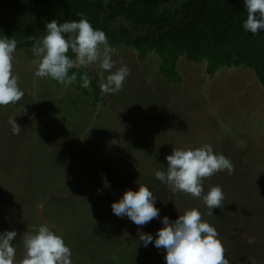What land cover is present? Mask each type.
Segmentation results:
<instances>
[{
    "label": "rangeland",
    "instance_id": "obj_1",
    "mask_svg": "<svg viewBox=\"0 0 264 264\" xmlns=\"http://www.w3.org/2000/svg\"><path fill=\"white\" fill-rule=\"evenodd\" d=\"M182 1L164 7L173 11ZM115 24L132 36L141 32L122 16ZM110 46L117 53L112 71L123 62L130 74L119 93L105 94L100 85L110 73L98 63L86 67L97 78V98L91 84L84 88L76 80L65 88L36 77L33 47L14 53L24 96L0 106V234L16 231L17 260L24 254V233L46 224L62 235L72 264H165V250L145 247L139 234L155 239L164 217L174 221L198 206L217 229L230 264H251L253 258L264 264V94L254 72L221 67L210 77L206 61L181 55L176 83L160 73L154 51L139 59L125 43ZM10 117L21 127L19 135H13ZM203 144L229 157L235 169L203 181L205 194L219 185L225 195L212 216L202 199L174 195L154 175L167 170L165 157L174 147ZM139 184L152 191L160 210L143 227L111 210L125 190L136 191Z\"/></svg>",
    "mask_w": 264,
    "mask_h": 264
},
{
    "label": "clouds",
    "instance_id": "obj_2",
    "mask_svg": "<svg viewBox=\"0 0 264 264\" xmlns=\"http://www.w3.org/2000/svg\"><path fill=\"white\" fill-rule=\"evenodd\" d=\"M244 7L247 18L243 21V29L253 35L264 31V0H244ZM77 15L78 20L58 23L53 19L46 23V34L35 39L32 48L37 57L33 60L36 65L34 75L51 78L67 88L77 80V73L69 75L70 70L98 63L101 69L110 73L101 83V91L119 93L130 69L121 62L112 71L116 66L113 60L116 49L110 46L103 30L95 29L83 13ZM17 45L14 37H0V106L15 104L24 96L19 87V76L13 71ZM69 51L74 58L67 55ZM80 79L82 87H90L87 72L82 73ZM9 124L13 135H19L21 127L14 117L9 118ZM165 159L167 170H155L154 175L174 195L182 192L202 199L208 216L213 215V209L224 206L223 189L219 185L211 186L205 194L203 181L217 172L232 174L235 169L229 157L215 152L211 145L203 144L197 148L174 147ZM103 183L105 187L109 186L106 178ZM156 199L146 185L139 184L136 191L125 190L122 197L111 204V210L117 217L126 216L133 224L143 227L160 216V210L155 207ZM161 223L163 227L157 230L155 239L151 234L140 233L139 240L145 247L152 243L157 249H164L165 264H230L217 229L204 219L198 206L185 209L174 221L164 217ZM16 235L14 230L0 234V264H72L71 249L62 235L50 226L40 224L24 233V254L19 260L12 243ZM248 243H255L254 238L249 237ZM250 261L255 264L254 258Z\"/></svg>",
    "mask_w": 264,
    "mask_h": 264
},
{
    "label": "trees",
    "instance_id": "obj_3",
    "mask_svg": "<svg viewBox=\"0 0 264 264\" xmlns=\"http://www.w3.org/2000/svg\"><path fill=\"white\" fill-rule=\"evenodd\" d=\"M168 1L0 0V37H14L16 51L32 48L35 39L46 34V23L78 20L77 13H83L95 29L106 33L110 45L125 43L139 59L154 51L160 58V73L173 82H181L176 61L185 55L194 63L206 61L210 77L221 67H249L264 87V31L253 35L243 29L244 0H183L173 11L164 7ZM120 16L135 29L143 27L141 32L132 36L125 26L117 27ZM67 55L74 58L71 51ZM72 72L78 81L87 72L97 98L96 76L86 67L74 68L69 75Z\"/></svg>",
    "mask_w": 264,
    "mask_h": 264
},
{
    "label": "crops",
    "instance_id": "obj_4",
    "mask_svg": "<svg viewBox=\"0 0 264 264\" xmlns=\"http://www.w3.org/2000/svg\"><path fill=\"white\" fill-rule=\"evenodd\" d=\"M247 68H249V67H247ZM249 69H251V68H249ZM251 70L254 72L253 69H251ZM254 74H255V72H254ZM255 78H256L255 80H257L258 90L261 91L264 94V87L259 83L258 78L257 77H255ZM259 91H257V96L258 95H260V96L262 95V93H260ZM263 100H264V98L263 99L261 98V103L264 102ZM261 103H260V105H261ZM258 108H260V106Z\"/></svg>",
    "mask_w": 264,
    "mask_h": 264
},
{
    "label": "flooded vegetation",
    "instance_id": "obj_5",
    "mask_svg": "<svg viewBox=\"0 0 264 264\" xmlns=\"http://www.w3.org/2000/svg\"><path fill=\"white\" fill-rule=\"evenodd\" d=\"M130 24H131V23H130ZM131 26H132V24H131ZM139 28H143V27H140V26H139ZM144 28H145V27H144Z\"/></svg>",
    "mask_w": 264,
    "mask_h": 264
}]
</instances>
